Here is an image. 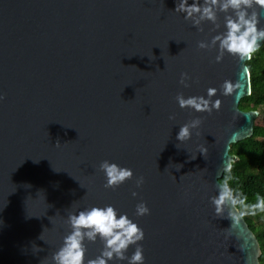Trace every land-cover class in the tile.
<instances>
[{
  "label": "water",
  "instance_id": "1",
  "mask_svg": "<svg viewBox=\"0 0 264 264\" xmlns=\"http://www.w3.org/2000/svg\"><path fill=\"white\" fill-rule=\"evenodd\" d=\"M176 3L0 0V264H53L68 213L105 204L143 228V264H260L245 218L233 223L209 199L238 159L230 145L258 122L257 110L239 107L251 92L247 60L225 52L216 61V47L198 46L223 30L224 12L220 28L205 20L200 31ZM225 80L240 87L224 94ZM209 87L218 110L179 106L178 93ZM196 118L190 139L178 140L180 124ZM104 159L133 177L105 187ZM140 200L150 211L138 216ZM84 243L85 259L103 247Z\"/></svg>",
  "mask_w": 264,
  "mask_h": 264
},
{
  "label": "clouds",
  "instance_id": "2",
  "mask_svg": "<svg viewBox=\"0 0 264 264\" xmlns=\"http://www.w3.org/2000/svg\"><path fill=\"white\" fill-rule=\"evenodd\" d=\"M260 9H264V0H177L175 11L184 13L185 19H191L198 30L202 21H211L214 27L220 28L216 24L218 12H224L223 30L216 31L210 40L201 39L198 41L200 48L218 49L215 57L216 61L223 58L225 52L238 56L240 60H251L254 53L264 41V26L260 24ZM248 71L247 66L244 67ZM188 73L181 74V83L187 86ZM238 84L230 80L223 83L224 94H231ZM217 92V88L209 87L207 95H189L178 93L176 100L180 107H191L202 112H211L214 108L219 109L221 101L219 97H212ZM239 99V93L236 94ZM2 98V94H0ZM170 119L174 114H170ZM201 124L199 118L188 120L180 124L176 133L177 139L186 141L192 136V130ZM230 170L231 165L227 166ZM99 168L103 170L106 177L105 187H116L126 179L133 177L131 167L121 165L116 161L104 159L99 163ZM144 177L138 176L135 180L137 187L143 184ZM137 195L134 190L132 193ZM214 211L218 215L225 214L231 217L233 223H239L241 217L247 214H255L258 210L264 211V195L257 193L254 203H245L246 197L234 188L227 179L218 184L217 192L210 196ZM243 205V210L237 207ZM150 209L144 200L136 204V215L149 213ZM67 223L70 225L68 231L62 238L60 246L52 253L53 264H109L114 258L118 260L126 259L128 264H143L145 256L143 245L138 243L144 238V230L126 212H122L113 204L91 205L77 211L68 213ZM99 238L103 242V247L99 253L92 258L85 259L87 245L85 240L96 241ZM135 244V249L131 255H126L130 245Z\"/></svg>",
  "mask_w": 264,
  "mask_h": 264
},
{
  "label": "trees",
  "instance_id": "3",
  "mask_svg": "<svg viewBox=\"0 0 264 264\" xmlns=\"http://www.w3.org/2000/svg\"><path fill=\"white\" fill-rule=\"evenodd\" d=\"M250 70L251 92L240 100L242 110H257L258 119L262 122L254 123L250 137L239 140L230 145V153L236 154L238 159L231 164L230 170H225L220 182L227 181L244 197L245 203L256 201L257 193L264 195V43L251 60H247ZM243 210V205H237ZM254 232L261 248L260 264H264V211H257L254 215L243 216Z\"/></svg>",
  "mask_w": 264,
  "mask_h": 264
},
{
  "label": "rangeland",
  "instance_id": "4",
  "mask_svg": "<svg viewBox=\"0 0 264 264\" xmlns=\"http://www.w3.org/2000/svg\"><path fill=\"white\" fill-rule=\"evenodd\" d=\"M262 121L260 119H258L257 125H259Z\"/></svg>",
  "mask_w": 264,
  "mask_h": 264
}]
</instances>
